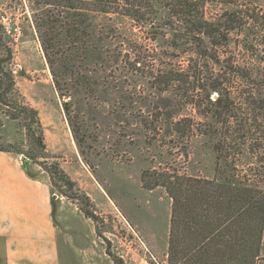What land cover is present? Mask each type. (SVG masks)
I'll return each mask as SVG.
<instances>
[{"label":"trees","instance_id":"obj_1","mask_svg":"<svg viewBox=\"0 0 264 264\" xmlns=\"http://www.w3.org/2000/svg\"><path fill=\"white\" fill-rule=\"evenodd\" d=\"M32 2L33 24L55 88L62 97L85 95L63 103L83 155L91 137L78 120L86 115L85 102L100 100L101 86L108 90L97 78H114V90L128 78L147 80L158 100L146 106L145 125L156 134L168 128L176 147L187 144L196 130L209 138L213 177L172 165L141 173L144 189L163 188L171 199L168 264H264V78L259 70L224 57L241 11L210 20L201 0ZM124 21L131 24L129 35ZM6 43L0 35V52L5 51L0 53V110L22 126L25 139L19 145L0 142V151L20 155L31 178L39 176L32 166L41 167L52 192L76 203L100 236L90 197L57 161L48 162L53 156L42 119L16 85ZM189 106L202 120L183 113ZM182 154L188 156L187 146ZM51 201L55 210V196ZM106 251L113 264H124L109 246Z\"/></svg>","mask_w":264,"mask_h":264},{"label":"rangeland","instance_id":"obj_2","mask_svg":"<svg viewBox=\"0 0 264 264\" xmlns=\"http://www.w3.org/2000/svg\"><path fill=\"white\" fill-rule=\"evenodd\" d=\"M201 1L205 2V15L210 20L226 11H241L224 57L231 58L239 67L259 70L263 73L260 78H264V46L259 44H264V0ZM33 18L32 0H0V24L5 21L4 26L16 33L9 37L3 29L0 35L12 50L10 66L20 93L39 111L46 145L53 156L48 162L57 161L76 182L78 190L90 197L101 232L99 236L94 222L85 217L76 203L51 191L56 200L53 220L59 224L63 264H113L107 246L124 264H168L171 199L163 188L144 189L141 173L154 166L172 165L190 175L213 177L215 154L209 138L196 130L187 144L176 147L168 128L156 134L145 125L146 106L151 102L153 106L158 100L147 80L128 78L114 90V78H97L108 90L101 86L100 100L92 97L89 104L85 102L86 115L78 120L91 137L83 155L63 103L71 98L84 99L85 95L60 96ZM122 26L129 35L131 24L124 21ZM0 53L4 55L5 51ZM120 99L122 105L118 106ZM183 113L197 122L202 120L190 106ZM24 133L17 121L0 110L1 143L19 145L25 139ZM184 146L188 156L182 154ZM246 160L244 157L243 162ZM32 168L38 179L50 184L48 174L41 167ZM1 256L0 252V264Z\"/></svg>","mask_w":264,"mask_h":264},{"label":"crops","instance_id":"obj_3","mask_svg":"<svg viewBox=\"0 0 264 264\" xmlns=\"http://www.w3.org/2000/svg\"><path fill=\"white\" fill-rule=\"evenodd\" d=\"M51 184L27 175L21 156L0 151L2 264H63Z\"/></svg>","mask_w":264,"mask_h":264},{"label":"built area","instance_id":"obj_4","mask_svg":"<svg viewBox=\"0 0 264 264\" xmlns=\"http://www.w3.org/2000/svg\"><path fill=\"white\" fill-rule=\"evenodd\" d=\"M5 21L3 22V25H5ZM4 30H5V32L6 33H8V35L9 36H11V37H14L15 35H16V33H13V31L11 30V29H8V28H6V26H4Z\"/></svg>","mask_w":264,"mask_h":264}]
</instances>
